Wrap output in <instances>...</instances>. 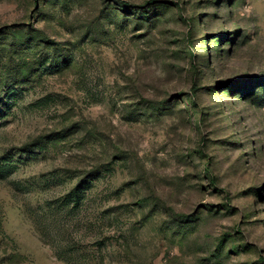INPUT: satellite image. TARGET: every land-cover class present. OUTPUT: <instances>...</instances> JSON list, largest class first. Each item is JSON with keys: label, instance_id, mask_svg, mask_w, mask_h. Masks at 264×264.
Returning a JSON list of instances; mask_svg holds the SVG:
<instances>
[{"label": "rangeland", "instance_id": "rangeland-1", "mask_svg": "<svg viewBox=\"0 0 264 264\" xmlns=\"http://www.w3.org/2000/svg\"><path fill=\"white\" fill-rule=\"evenodd\" d=\"M0 264H264V0H0Z\"/></svg>", "mask_w": 264, "mask_h": 264}, {"label": "trees", "instance_id": "trees-1", "mask_svg": "<svg viewBox=\"0 0 264 264\" xmlns=\"http://www.w3.org/2000/svg\"><path fill=\"white\" fill-rule=\"evenodd\" d=\"M194 103H195L194 101L191 102V104H194Z\"/></svg>", "mask_w": 264, "mask_h": 264}]
</instances>
